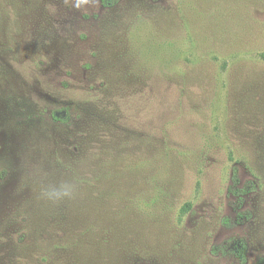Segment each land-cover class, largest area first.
Segmentation results:
<instances>
[{
	"label": "rangeland",
	"instance_id": "374dc122",
	"mask_svg": "<svg viewBox=\"0 0 264 264\" xmlns=\"http://www.w3.org/2000/svg\"><path fill=\"white\" fill-rule=\"evenodd\" d=\"M77 2L0 0V264H264V0Z\"/></svg>",
	"mask_w": 264,
	"mask_h": 264
},
{
	"label": "trees",
	"instance_id": "16d2710c",
	"mask_svg": "<svg viewBox=\"0 0 264 264\" xmlns=\"http://www.w3.org/2000/svg\"><path fill=\"white\" fill-rule=\"evenodd\" d=\"M102 1L104 4H111V2H112V0H102ZM254 1H256V0H248V2H254ZM261 57L264 59V52L261 54ZM231 179H232L231 192L233 194H235L236 196H238L240 201L243 200L244 194L249 193L254 188L253 182H250L251 186L246 185L242 188L240 187V178H239V174H238L237 169L233 172ZM219 247H220V249H222L226 252L230 251V252L236 254L241 259V261H243V262L246 261V254H245L246 246H245V244L241 243L235 249H231V250L230 249L227 250L225 248V245L216 246L215 248L219 249Z\"/></svg>",
	"mask_w": 264,
	"mask_h": 264
},
{
	"label": "clouds",
	"instance_id": "9594fccd",
	"mask_svg": "<svg viewBox=\"0 0 264 264\" xmlns=\"http://www.w3.org/2000/svg\"><path fill=\"white\" fill-rule=\"evenodd\" d=\"M81 3H87V0H78L76 7H80ZM74 186L70 183H62L57 186H49L45 189H42V197L49 200H61L64 198H70L73 195Z\"/></svg>",
	"mask_w": 264,
	"mask_h": 264
}]
</instances>
